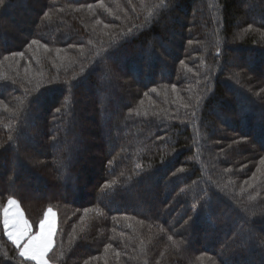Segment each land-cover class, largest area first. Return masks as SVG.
<instances>
[{
	"label": "trees",
	"instance_id": "1",
	"mask_svg": "<svg viewBox=\"0 0 264 264\" xmlns=\"http://www.w3.org/2000/svg\"><path fill=\"white\" fill-rule=\"evenodd\" d=\"M165 3L0 5V207L53 264H264V0Z\"/></svg>",
	"mask_w": 264,
	"mask_h": 264
},
{
	"label": "snow or ice",
	"instance_id": "2",
	"mask_svg": "<svg viewBox=\"0 0 264 264\" xmlns=\"http://www.w3.org/2000/svg\"><path fill=\"white\" fill-rule=\"evenodd\" d=\"M4 3L5 0H0V5ZM156 7L166 8L165 0H159ZM130 31L131 29H129ZM31 43L37 44L38 41L33 40ZM189 43H192V41H189ZM13 55L23 56V53H14ZM56 111L59 112L60 109L58 108ZM179 171L183 172L184 169ZM114 183L115 181L111 182V184ZM111 184H105V187H111ZM50 216L52 219H50ZM54 217L53 209L48 207L43 213V218L39 220L38 229L34 230L18 200L11 195L7 196L6 203L0 207V223H2L3 235L15 246L18 257L21 258V264H50L49 253L54 247V236L56 234Z\"/></svg>",
	"mask_w": 264,
	"mask_h": 264
},
{
	"label": "rangeland",
	"instance_id": "3",
	"mask_svg": "<svg viewBox=\"0 0 264 264\" xmlns=\"http://www.w3.org/2000/svg\"><path fill=\"white\" fill-rule=\"evenodd\" d=\"M18 202H19V201H18ZM53 212L55 213V217H54V219H55L56 227H57V214H56L55 210H53ZM50 219H52L51 216H50ZM50 264H53V263L50 262Z\"/></svg>",
	"mask_w": 264,
	"mask_h": 264
}]
</instances>
